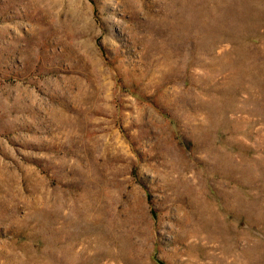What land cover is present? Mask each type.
<instances>
[{
	"label": "rangeland",
	"instance_id": "rangeland-1",
	"mask_svg": "<svg viewBox=\"0 0 264 264\" xmlns=\"http://www.w3.org/2000/svg\"><path fill=\"white\" fill-rule=\"evenodd\" d=\"M0 264H264V0H0Z\"/></svg>",
	"mask_w": 264,
	"mask_h": 264
}]
</instances>
